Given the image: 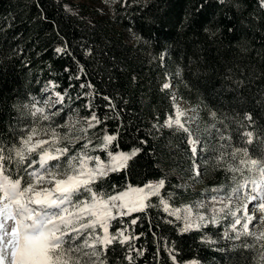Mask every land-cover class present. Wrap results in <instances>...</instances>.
<instances>
[{
  "label": "trees",
  "instance_id": "1",
  "mask_svg": "<svg viewBox=\"0 0 264 264\" xmlns=\"http://www.w3.org/2000/svg\"><path fill=\"white\" fill-rule=\"evenodd\" d=\"M57 48L64 51L58 53ZM178 68L181 76L176 75ZM166 79L202 121L199 133L194 131L202 140L207 138L204 124L212 123L211 110L227 117L228 128L222 130L232 135L235 146H242V134L251 131L253 144L244 146L253 156L264 152V8L258 0H114L110 15L90 21L66 10L62 0H0V139H14L13 129L19 131L31 119L26 113L34 99L52 83L65 97L58 124L78 114L86 127L83 118L91 114L86 107L91 101L99 117H110L89 129L94 144L106 128L118 134L114 151L142 149L127 169L103 181L104 190L115 194L129 184L142 187L163 178L161 195L174 194L173 206H179L193 202L202 190L230 183V174L200 159L212 153L198 152L201 174L192 176L187 134L160 127L173 113L171 92L162 88ZM96 154L107 159L102 152ZM186 179H196L197 188L185 186ZM137 217V224L131 225ZM124 226L129 235L143 234L133 243L146 253L134 264H172L164 251L156 257L166 242L178 250L181 263L261 264L264 257L261 242L253 237L222 239L210 226L181 234L179 224L160 208L119 218L111 231ZM262 231L259 219L253 232ZM205 236L215 243L205 242ZM115 247L111 264H117V258L119 264H128L120 246Z\"/></svg>",
  "mask_w": 264,
  "mask_h": 264
},
{
  "label": "snow or ice",
  "instance_id": "2",
  "mask_svg": "<svg viewBox=\"0 0 264 264\" xmlns=\"http://www.w3.org/2000/svg\"><path fill=\"white\" fill-rule=\"evenodd\" d=\"M219 2L223 4L226 0ZM258 4L264 8V0H258ZM62 51V48L56 49L58 53ZM176 75L181 76L182 70L178 68ZM80 86L92 87L90 84ZM163 88H170V84L165 83ZM104 99L115 107L108 97ZM64 101V95L57 92L55 103ZM86 107L91 114L83 118L86 127L79 129L69 124L54 125L52 118L59 112L47 114L44 107H30L26 116L31 119L19 131L13 129L14 139L10 143L0 139V264H111L117 251L115 245L120 246L128 264H134L146 253V249L137 248L133 243L143 234L127 235L126 227H117L114 232L111 229L119 218L146 212L149 208H162L164 213L174 217L182 225L181 234L227 222L222 238L240 241L243 237H253L261 242L264 250V231L258 235L250 231L254 216L248 214L249 204L256 202L253 207L261 214L260 225L264 228V152L253 156L244 146L253 144V132H244L242 146H235L232 135H225L222 130L228 128L227 117L211 110L212 123L204 124L207 138L203 140L193 135L194 131H200V118L187 117L179 108L175 110L174 119L169 116L160 126L187 134L196 176L201 174L195 160L198 146L201 153H212L207 160L200 157L204 164L230 174V183L212 190L216 193L212 196L213 207L208 215H202L192 207L173 206L172 193L162 196L166 183L163 178L142 187L129 184L115 194L104 190L103 181L111 173L127 169L129 161L142 149L114 151L112 146L118 134H109L106 128L102 129L103 135H97L99 142L94 144L89 129H95L110 117H99L91 101ZM245 119L254 122L251 115H246ZM190 123H195V130ZM61 128L68 131L62 133ZM153 128L159 131L156 125ZM80 141H84L81 148L73 151ZM260 144H264V138L260 139ZM116 148L119 149L118 143ZM98 151L106 153L107 159L93 155ZM153 197L158 198V202L153 203ZM242 209L243 217L237 215ZM138 219H132L131 225H136ZM205 242L215 243L207 238ZM161 251L167 253L172 264H181L177 259L178 250L170 242L157 249V258Z\"/></svg>",
  "mask_w": 264,
  "mask_h": 264
},
{
  "label": "rangeland",
  "instance_id": "3",
  "mask_svg": "<svg viewBox=\"0 0 264 264\" xmlns=\"http://www.w3.org/2000/svg\"><path fill=\"white\" fill-rule=\"evenodd\" d=\"M62 3H63L64 8L66 10L70 11L71 13H74V14L81 16L82 18L86 19L87 21H90L99 15H102V16L110 15L113 11V6H114V0H62ZM123 37L127 43L132 42L130 40V34H128L127 32L123 31ZM165 83L170 84V88H168V89L171 92L170 98L173 100V102H172L173 113L170 116H172L173 119L175 118L176 108H179L180 110L184 111L187 114V117L196 116L195 110L191 106H189L184 100L179 98L174 93L175 91L171 85L170 79H166V81L162 84V88H163V85ZM56 93H57V91H55L52 88L51 89H45L40 98L34 99L32 107H44L47 114H51L53 112H60L61 106H59V104L55 103ZM57 116L58 115L53 116V118H52L51 122L54 125L58 124L57 123V120H58ZM167 118L165 119V121L167 120ZM59 124H69L70 126H74L77 129L83 127V123H82L78 114H70L63 123H59ZM189 126L193 129H195L196 125H195V123H190ZM60 131L62 133H64V132H67L68 129L67 128H61ZM193 135L197 136V134L195 132L193 133ZM186 142H187L189 150L191 151L190 145L188 144V137H187ZM83 143H84V141H80L79 143L75 144L73 151L80 149ZM198 152H200V146L197 147V153ZM102 154H103V156L106 155V153H103V152H102ZM193 173L195 174L194 169H193ZM192 176L196 177V174L192 175ZM196 181H197L196 179H186L183 181V184L185 186L189 187L191 190H194L197 188ZM150 182H156V181H150ZM215 194L216 193H214L212 191L207 192V191L202 190L201 195L199 197L195 198L193 200V202H191L189 204L179 205L176 207H181L182 209L192 207L194 209V211H199L200 214H202V215H208L211 212V209L213 207L214 202L212 200V196ZM221 194H223V193H221ZM255 203L256 202H252L251 204H249V208H248V214H251L254 216V219L250 224V231H252V232L254 230L255 221L259 220V218L261 217V214L259 213V211H257L253 207V205ZM200 205H203V207H200ZM215 206L217 208L220 207L219 204H216ZM160 209L162 210V208H160ZM237 215L243 217L245 215L244 210L242 209L240 212L237 213ZM171 218H173L175 220L174 217H171ZM177 223L179 224V230H180V227L182 225L180 224V222H177ZM226 226H227V222H225V224L221 225V226L210 225V227L216 228L219 231L221 238L223 236V231H224V228ZM124 227H120V228H124ZM237 227H238V229H240V226H237ZM193 230H196V229H193ZM126 234L129 235L128 232ZM205 238H207L209 241H211L210 238H208V236H205ZM230 241H232V240H230ZM193 261H195L196 264H199L198 261L195 259L187 260L181 264H192Z\"/></svg>",
  "mask_w": 264,
  "mask_h": 264
}]
</instances>
